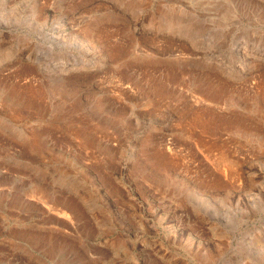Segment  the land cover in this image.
<instances>
[{"label":"rangeland","instance_id":"1","mask_svg":"<svg viewBox=\"0 0 264 264\" xmlns=\"http://www.w3.org/2000/svg\"><path fill=\"white\" fill-rule=\"evenodd\" d=\"M0 264H264V0H0Z\"/></svg>","mask_w":264,"mask_h":264}]
</instances>
